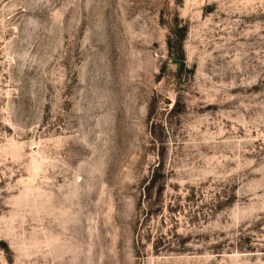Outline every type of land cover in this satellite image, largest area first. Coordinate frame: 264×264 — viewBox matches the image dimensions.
<instances>
[{
  "label": "rangeland",
  "instance_id": "374dc122",
  "mask_svg": "<svg viewBox=\"0 0 264 264\" xmlns=\"http://www.w3.org/2000/svg\"><path fill=\"white\" fill-rule=\"evenodd\" d=\"M0 264H264V0H0Z\"/></svg>",
  "mask_w": 264,
  "mask_h": 264
}]
</instances>
